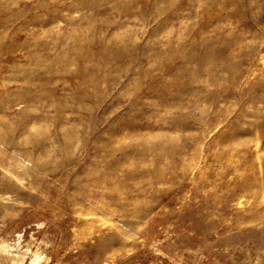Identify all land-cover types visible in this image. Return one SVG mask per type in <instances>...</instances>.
<instances>
[{"label":"rangeland","instance_id":"obj_1","mask_svg":"<svg viewBox=\"0 0 264 264\" xmlns=\"http://www.w3.org/2000/svg\"><path fill=\"white\" fill-rule=\"evenodd\" d=\"M0 264H264V0H0Z\"/></svg>","mask_w":264,"mask_h":264}]
</instances>
